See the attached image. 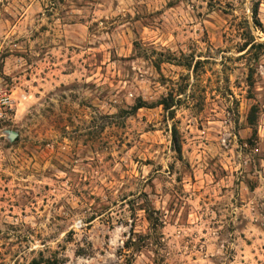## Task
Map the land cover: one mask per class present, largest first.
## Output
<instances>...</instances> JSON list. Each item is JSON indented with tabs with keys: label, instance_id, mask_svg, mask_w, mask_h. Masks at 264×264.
<instances>
[{
	"label": "rangeland",
	"instance_id": "1",
	"mask_svg": "<svg viewBox=\"0 0 264 264\" xmlns=\"http://www.w3.org/2000/svg\"><path fill=\"white\" fill-rule=\"evenodd\" d=\"M0 90V264H264V0H0Z\"/></svg>",
	"mask_w": 264,
	"mask_h": 264
},
{
	"label": "trees",
	"instance_id": "2",
	"mask_svg": "<svg viewBox=\"0 0 264 264\" xmlns=\"http://www.w3.org/2000/svg\"><path fill=\"white\" fill-rule=\"evenodd\" d=\"M257 14H258V7H257V4H254L253 7H252V23H253V26H254V27H261V24L259 23V20H258ZM261 28H262V27H261ZM252 42H253V40H251V41H246V42L244 43V47H243L241 50L246 49V47H247L249 44H251L250 47H252V46H253V43H252ZM250 47H249V49H250ZM249 49H247V50H249ZM144 104H145V103H144L143 101L138 100V102H137L135 105H133V106L131 107V110L129 111L130 114H131L132 112H134L135 110H137L138 108L144 107V106H145ZM158 104H159V105H162L165 109L170 108V104H169V102H167L166 99H162L161 101L158 102ZM248 121H249V123L253 124V123H254V119H253V117H249V118H248ZM252 136H253V137L256 136V131H255V130H253ZM248 141H250V138L248 139ZM172 142H173V149H174L177 153H180V152H181V143H180V141H179L178 133H177L175 127L173 128ZM154 213H155V210H153V209H151V210L147 209V216H148V219L151 220V221H153V222H154V221L157 222V218L154 217ZM153 224H154V223H153ZM48 264H53V263H48Z\"/></svg>",
	"mask_w": 264,
	"mask_h": 264
},
{
	"label": "built area",
	"instance_id": "3",
	"mask_svg": "<svg viewBox=\"0 0 264 264\" xmlns=\"http://www.w3.org/2000/svg\"><path fill=\"white\" fill-rule=\"evenodd\" d=\"M12 100L10 93L0 90V120H5L10 116Z\"/></svg>",
	"mask_w": 264,
	"mask_h": 264
},
{
	"label": "water",
	"instance_id": "4",
	"mask_svg": "<svg viewBox=\"0 0 264 264\" xmlns=\"http://www.w3.org/2000/svg\"><path fill=\"white\" fill-rule=\"evenodd\" d=\"M9 136H10L11 138H13L15 135H14V134H10Z\"/></svg>",
	"mask_w": 264,
	"mask_h": 264
}]
</instances>
